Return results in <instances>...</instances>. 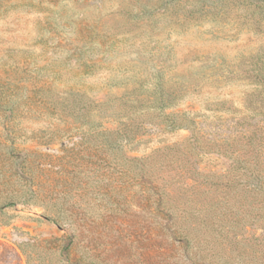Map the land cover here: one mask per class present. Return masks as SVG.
I'll return each mask as SVG.
<instances>
[{"label": "rangeland", "instance_id": "1", "mask_svg": "<svg viewBox=\"0 0 264 264\" xmlns=\"http://www.w3.org/2000/svg\"><path fill=\"white\" fill-rule=\"evenodd\" d=\"M241 112L264 0H0V264H264L184 186L230 169L202 132Z\"/></svg>", "mask_w": 264, "mask_h": 264}, {"label": "trees", "instance_id": "2", "mask_svg": "<svg viewBox=\"0 0 264 264\" xmlns=\"http://www.w3.org/2000/svg\"><path fill=\"white\" fill-rule=\"evenodd\" d=\"M251 119L241 112L227 125L219 124L215 134L202 132L204 149L226 156L230 169L208 172L200 180L188 179L184 183L192 189L190 198L195 195L201 199L203 209L216 210L221 216L231 219L237 244L244 238L237 228L249 231L257 226L264 230V122ZM189 124L186 118L178 121V127ZM168 194L174 195L172 188ZM246 215H249L247 219ZM249 219L251 222L247 224ZM260 244L264 247V243Z\"/></svg>", "mask_w": 264, "mask_h": 264}]
</instances>
